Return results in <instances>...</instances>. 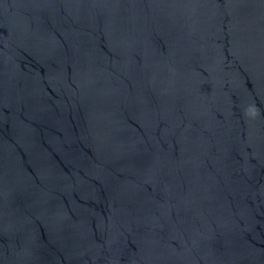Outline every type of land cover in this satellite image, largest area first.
Here are the masks:
<instances>
[{"label": "water", "instance_id": "95a60500", "mask_svg": "<svg viewBox=\"0 0 264 264\" xmlns=\"http://www.w3.org/2000/svg\"><path fill=\"white\" fill-rule=\"evenodd\" d=\"M0 264H264V0H0Z\"/></svg>", "mask_w": 264, "mask_h": 264}]
</instances>
